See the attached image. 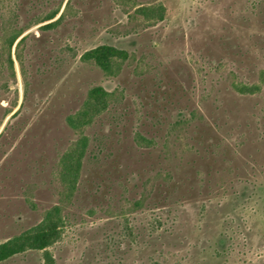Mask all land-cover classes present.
Here are the masks:
<instances>
[{"label": "rangeland", "instance_id": "obj_1", "mask_svg": "<svg viewBox=\"0 0 264 264\" xmlns=\"http://www.w3.org/2000/svg\"><path fill=\"white\" fill-rule=\"evenodd\" d=\"M101 45L130 58L107 74L82 59ZM96 87L107 108L73 129ZM54 206V264H264V0H0V244Z\"/></svg>", "mask_w": 264, "mask_h": 264}, {"label": "trees", "instance_id": "obj_2", "mask_svg": "<svg viewBox=\"0 0 264 264\" xmlns=\"http://www.w3.org/2000/svg\"><path fill=\"white\" fill-rule=\"evenodd\" d=\"M137 12L151 20L155 19L162 21L165 17V8L162 5L148 7L142 6L141 8H138ZM59 13V10L54 11L46 16L42 22L53 20ZM54 25L55 23H52L45 27L49 28ZM24 33V30H16L7 38V43L10 49L13 48ZM23 40L24 38L18 42V45ZM129 58L130 54L128 51L110 45L98 46L87 51L82 56V59L85 62L95 63L107 74H111L114 61H126ZM10 61L13 64L11 57ZM239 90L242 93L253 91L252 87L245 85ZM109 96V93L104 88L96 87L92 89L89 92L88 99L86 100L83 109L69 119V125L73 129L78 130L90 124L96 116L101 114V112L107 108ZM87 142L88 138L83 137L77 143L76 148L69 152L62 161V178L69 185L71 192L76 189L78 184L83 166V159L86 154ZM64 224L65 221L60 206H54L47 210L42 221L37 226L0 244V263L28 250H37L44 252V258L47 264H54L52 254L48 251V248L60 240Z\"/></svg>", "mask_w": 264, "mask_h": 264}]
</instances>
